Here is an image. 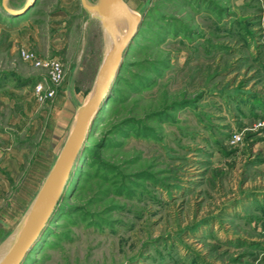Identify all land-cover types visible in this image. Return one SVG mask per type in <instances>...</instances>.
Listing matches in <instances>:
<instances>
[{"label": "rangeland", "instance_id": "1", "mask_svg": "<svg viewBox=\"0 0 264 264\" xmlns=\"http://www.w3.org/2000/svg\"><path fill=\"white\" fill-rule=\"evenodd\" d=\"M123 1L137 31L21 264H264V0ZM107 47L79 0L0 5V254Z\"/></svg>", "mask_w": 264, "mask_h": 264}, {"label": "water", "instance_id": "2", "mask_svg": "<svg viewBox=\"0 0 264 264\" xmlns=\"http://www.w3.org/2000/svg\"><path fill=\"white\" fill-rule=\"evenodd\" d=\"M4 1L0 2L3 11L9 16H18L24 13L33 0H26L19 9L6 7ZM79 3L99 22L109 45L99 63L87 98L77 107L70 130L18 222L7 249L0 257V264H21L42 233L78 160L89 128L106 101L121 64V57L137 31L139 16L123 0H96L92 5L79 0Z\"/></svg>", "mask_w": 264, "mask_h": 264}, {"label": "crops", "instance_id": "3", "mask_svg": "<svg viewBox=\"0 0 264 264\" xmlns=\"http://www.w3.org/2000/svg\"><path fill=\"white\" fill-rule=\"evenodd\" d=\"M62 4H63V0H59V6H62ZM51 17H53V18H62L63 16L59 12L57 14H54ZM26 22H27V20H24L22 23L18 24L14 28H20L21 26H27L28 27V25H27L28 23H26ZM62 24H63L62 22H60V23H53V24L50 23V27H51V29H50L51 31L50 32H53V30L55 31L54 34L51 33L52 34L51 35V38H50V41L51 42L56 41V40H61V36L60 35H61V31H63V29H61L62 28ZM24 30L30 31V29H26V28ZM31 32H32V29H31ZM62 40H63V38H62Z\"/></svg>", "mask_w": 264, "mask_h": 264}, {"label": "bare ground", "instance_id": "4", "mask_svg": "<svg viewBox=\"0 0 264 264\" xmlns=\"http://www.w3.org/2000/svg\"><path fill=\"white\" fill-rule=\"evenodd\" d=\"M86 1V0H85ZM88 4V3H87ZM107 41H108V45H109V40L107 38ZM108 48V47H107ZM14 234V233H13ZM13 236V235H12ZM12 236L9 238V240L6 242V245L4 246V248L2 249V253L0 254V257L3 255V253L5 252V250L7 249L11 239H12Z\"/></svg>", "mask_w": 264, "mask_h": 264}, {"label": "built area", "instance_id": "5", "mask_svg": "<svg viewBox=\"0 0 264 264\" xmlns=\"http://www.w3.org/2000/svg\"><path fill=\"white\" fill-rule=\"evenodd\" d=\"M49 64H53L52 61H48ZM55 70L57 69V65H54ZM55 74V72H53ZM40 88V87H39Z\"/></svg>", "mask_w": 264, "mask_h": 264}]
</instances>
